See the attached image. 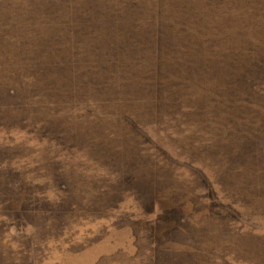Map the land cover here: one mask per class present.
<instances>
[{"label":"rangeland","instance_id":"1","mask_svg":"<svg viewBox=\"0 0 264 264\" xmlns=\"http://www.w3.org/2000/svg\"><path fill=\"white\" fill-rule=\"evenodd\" d=\"M0 264H264V0H0Z\"/></svg>","mask_w":264,"mask_h":264}]
</instances>
